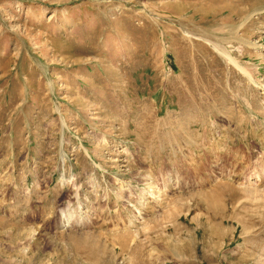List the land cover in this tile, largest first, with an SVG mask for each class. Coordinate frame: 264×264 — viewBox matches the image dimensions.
<instances>
[{"label":"rangeland","instance_id":"1","mask_svg":"<svg viewBox=\"0 0 264 264\" xmlns=\"http://www.w3.org/2000/svg\"><path fill=\"white\" fill-rule=\"evenodd\" d=\"M0 264H264V0H0Z\"/></svg>","mask_w":264,"mask_h":264}]
</instances>
